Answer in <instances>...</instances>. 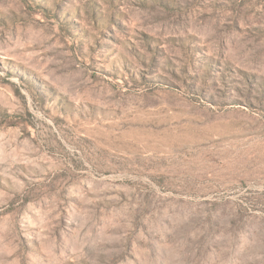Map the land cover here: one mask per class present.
Returning a JSON list of instances; mask_svg holds the SVG:
<instances>
[{"label": "rangeland", "instance_id": "rangeland-1", "mask_svg": "<svg viewBox=\"0 0 264 264\" xmlns=\"http://www.w3.org/2000/svg\"><path fill=\"white\" fill-rule=\"evenodd\" d=\"M0 264H264V0H0Z\"/></svg>", "mask_w": 264, "mask_h": 264}]
</instances>
